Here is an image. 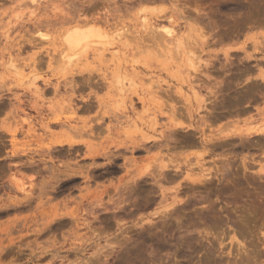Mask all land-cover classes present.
<instances>
[{"label":"rangeland","instance_id":"obj_1","mask_svg":"<svg viewBox=\"0 0 264 264\" xmlns=\"http://www.w3.org/2000/svg\"><path fill=\"white\" fill-rule=\"evenodd\" d=\"M263 32L264 0H0V264H264Z\"/></svg>","mask_w":264,"mask_h":264},{"label":"bare ground","instance_id":"obj_2","mask_svg":"<svg viewBox=\"0 0 264 264\" xmlns=\"http://www.w3.org/2000/svg\"><path fill=\"white\" fill-rule=\"evenodd\" d=\"M162 27V26H161ZM154 31V30H153ZM163 31L167 34V35H172V32L173 30L172 29H167V28H163ZM103 33V32H102ZM102 33L99 32L98 29L94 28V27H91V26H85V27H74L72 28L71 30H69L63 37V42H64V46L63 47H66L67 48V51L65 50V48H63L65 50V53H69L68 55V60L71 58V57H74L77 55H80L79 52L82 50H85L87 47H89L90 45H97V44H100L101 43V40L103 38L102 36ZM204 33V32H203ZM264 33V32H263ZM157 34V33H156ZM155 36H158V35H155ZM178 37V36H177ZM104 38H106V35L104 36ZM204 39V37H203ZM202 39V40H203ZM206 39V38H205ZM104 40V39H103ZM115 40V39H114ZM177 40V39H176ZM175 40V41H176ZM104 42V41H103ZM93 47V46H92ZM96 47V46H95ZM91 48V47H90ZM87 50V49H86ZM80 52V53H81ZM83 53V52H82ZM67 56V54H64ZM63 55V56H64ZM79 57V56H78ZM77 57V58H78ZM65 58V57H64ZM66 59V58H65ZM76 58H74L75 60ZM72 60V59H71ZM70 60V61H71ZM60 61V60H58ZM70 63V62H69ZM72 63V62H71ZM22 66V65H21ZM72 66V65H71ZM264 77V76H263ZM264 81V80H263ZM263 87V86H262ZM258 90V89H257ZM264 90V89H263ZM259 91V90H258ZM246 92V91H245ZM249 92V91H247ZM263 92V91H262ZM261 92V93H262ZM251 93V92H249ZM246 95L248 96V94L246 93ZM253 97V96H252ZM240 100V99H239ZM233 102V101H232ZM238 102V101H237ZM236 103V102H235ZM241 108V107H239ZM250 109V108H249ZM238 110V109H237ZM242 110V109H240ZM160 120V118H159ZM172 121V120H171ZM173 123V121H172ZM228 122H226L225 124H227ZM231 124V123H230ZM229 125V124H227ZM230 127H232L230 125ZM254 127V126H253ZM256 128L258 126H255ZM260 127V126H259ZM230 129V128H229ZM251 129V128H250ZM253 129V128H252ZM221 132V131H220ZM220 132L217 133L220 135ZM232 133V132H231ZM245 133V132H244ZM243 133V134H244ZM239 134V132L237 133ZM236 134V135H237ZM229 135V133H228ZM247 136L249 135H254V136H257V137H261V136H264V127L263 128H259V129H255V130H249V132L246 133ZM215 136V135H214ZM233 136V135H231ZM245 136V135H244ZM224 137H226L224 135ZM219 138V137H218ZM230 139V138H229ZM233 139V138H232ZM235 139V137H234ZM242 139V138H241ZM226 141V140H225ZM223 141V142H225ZM228 141V140H227ZM242 142V141H241ZM244 144V143H243ZM219 145V144H218ZM216 146V145H215ZM170 166V165H169ZM263 166V165H262ZM228 170V169H227ZM237 170V168H236ZM238 171V170H237ZM148 173V172H147ZM163 173V172H162ZM230 174V173H229ZM233 174V173H232ZM190 175V174H189ZM258 175V174H257ZM160 177V176H159ZM234 177V176H233ZM168 213V212H167Z\"/></svg>","mask_w":264,"mask_h":264}]
</instances>
